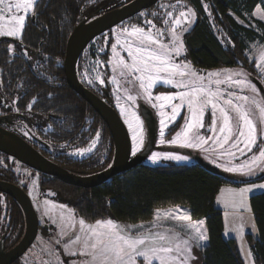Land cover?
Returning a JSON list of instances; mask_svg holds the SVG:
<instances>
[{
    "label": "trees",
    "instance_id": "obj_1",
    "mask_svg": "<svg viewBox=\"0 0 264 264\" xmlns=\"http://www.w3.org/2000/svg\"><path fill=\"white\" fill-rule=\"evenodd\" d=\"M126 1L129 0H37L38 15L31 16L29 23L25 25L23 39L13 43L25 65L0 63L4 66L1 70L0 99L15 104L17 110L22 112L34 98L31 117L28 119L50 145L60 141H79V146L85 145L96 131L97 125L102 127L106 151L103 161L98 163L91 156L77 159L78 163L71 167L76 174H90L106 168L113 156V143L104 121L66 83L62 68L66 40L79 21ZM185 1L190 4L196 16L191 28L182 36L184 59L192 67H235L239 64L240 57H244L248 44L256 40L264 41V21L253 19L254 28L237 20L248 21V16L261 0ZM205 4L213 20L209 18ZM212 21L224 30L226 37L234 45L233 49L214 31ZM6 41L8 40H1L0 45ZM111 42L112 39L109 38L104 45L106 59ZM81 56L77 63L78 75ZM3 60L4 58L0 61ZM163 89H166L165 92L170 90L168 87ZM97 94L112 102L107 90ZM52 114L59 120L54 121ZM85 118L88 127L83 137H80L79 128ZM180 121L174 124L175 128ZM6 176L5 180L13 182L10 174ZM42 176V190L48 191L52 200L71 207L85 220L110 218L120 223L135 224L152 220L157 208L183 206L191 219L204 220L208 239L199 251L200 264H244L236 240L223 236V214L215 205V198L222 185H239L243 182L235 181L198 161L155 166L142 162L92 188L69 185L47 174ZM259 177L258 179H264L263 174ZM9 198L12 204L11 219L15 223L22 222V232L15 242L7 244L6 241L4 249L14 245L24 229L22 211L16 201ZM249 205L258 237L246 233L245 239L253 263L264 264V190L250 195Z\"/></svg>",
    "mask_w": 264,
    "mask_h": 264
},
{
    "label": "rangeland",
    "instance_id": "obj_2",
    "mask_svg": "<svg viewBox=\"0 0 264 264\" xmlns=\"http://www.w3.org/2000/svg\"><path fill=\"white\" fill-rule=\"evenodd\" d=\"M17 2H19V0H5L4 4L0 5V9H3V16L2 18H0V31H7L8 28L13 26L9 23L12 16L26 15L23 9L17 12V10L12 7L11 12L8 11L9 5H14ZM205 7L208 11L209 18L213 20V17L209 12L207 4H205ZM181 11L187 14L188 20H184L183 17H179V13ZM169 12L172 13L171 16L168 15ZM31 16V13H28L26 15L25 25L29 23ZM175 18H180L182 21L181 24L175 26V33L179 35L180 40L182 41L183 34L191 28L196 18L195 12L193 11L192 7L185 0H158L153 6L140 11L133 17L121 22L120 24L100 34L87 45L81 56L79 64L80 78L86 86L90 87L95 92L101 93L104 87L109 90L112 104L116 108L118 114L120 115L121 119L124 121L128 129L132 149L134 146L133 131L129 127L127 121L132 119V113H135L136 115L141 117L137 105L139 101L144 102L152 110L153 115L155 116L157 121L156 141L154 149L143 160V163H145L146 165L155 166L170 163H191L194 161V158L188 154V152L190 151L198 152L205 160L211 161L212 164L222 170H225L227 167H232L245 163L250 160L252 155L258 154L260 149L264 148V125H262L260 122V115L258 110L254 109V113L251 116L257 126V145L253 146V150L251 152L245 151L242 154L235 148H229V144L231 143V141L229 142V144H225L223 148L218 147L216 145L214 141L216 139L217 133L212 132L210 128V125L212 124L211 106H208L204 110V127H198L197 129H194V131L202 137H211L212 139L208 140L207 143L203 144L199 148L186 147L183 146V138H177V133L182 132V129L186 123V118H191V113L187 105L184 104L181 108L178 109V113L174 121H166L167 126L164 128L163 137H161L160 134V120L162 119V117L159 113L161 109H159L158 107H152L153 103H156L157 105L160 103H165L164 101H157L155 99L156 96L161 94L176 93L179 91H183L184 89L177 88L173 84H164L163 82H158L152 88L149 89V92L152 96V99L149 100L148 95L143 91V89L140 88L139 81L136 79V76L132 74H129L128 76H121L119 69L116 68L117 61L121 57H123L126 62L131 63V59L128 57L126 51V41L128 39L134 40V38H130L128 36V32L123 31V29L127 28L129 31H131L133 26L142 27L144 28L145 32H148L151 29L153 34H155L156 32L160 33L159 39L161 43L168 44L172 41V22ZM253 19H260L264 21V0H261V3L253 9L252 13L248 16V21L244 22L237 18L239 22H242L243 24H246L249 27L255 28ZM189 20L190 23L188 22ZM147 21H151V24L147 23ZM212 25L214 31L224 41V43L230 49H233L234 45L226 37L224 30L220 26H218L214 21H212ZM184 29H187V31H185ZM22 31L23 29L21 30V33L15 37L6 35H0V37L3 36L14 38L15 40H22ZM109 38L112 39V42L108 46V58L106 59V50L104 48V45L105 42L109 40ZM113 45H116L115 51L113 50ZM262 53H264V41L256 40L248 44V47L244 52L245 58L240 57L241 59L239 61V64L235 67L201 69L192 67L190 65V68L191 70L196 71L200 76L205 77V84H207L209 73L220 74L218 77L214 76L211 78L213 81H215L216 79L223 80L225 75L229 71L239 72L242 70L244 73H247V78L251 82V84L255 85L256 89L258 90L257 94H253L250 89L242 90L239 87L232 86L229 84L216 85L215 83H213L212 85H210V87H212L213 90L219 87L224 98H227L228 92H232L237 95H257V98L260 99L262 98V95L258 86L254 82V79L261 83L264 90V71H262L261 68L257 67V64H260L261 67H264V59H261ZM0 55H2V58H4V60L0 61V63L7 62V64L10 65H25V62L20 57L17 48L12 42L6 41L0 45ZM174 59L176 63H188L184 59V45L180 55H174ZM3 67L4 66L0 64V80L2 79L1 70L4 69ZM251 77H253L254 79H252ZM233 78L238 79L240 77ZM176 79H179V77H176ZM159 87H162V89L163 87H168L170 88V90L165 92L166 89H163L164 91L161 89V91ZM129 95L133 96L135 99L129 100ZM233 99L235 100V97H233ZM33 102L34 98L27 103V107H31ZM171 103L180 104L181 102L179 98H176L172 100ZM220 103L223 104V101L221 100ZM239 103H242V101H240ZM162 110L170 116L172 113L171 104H165V107ZM217 117L219 118L218 112ZM179 120L181 121L179 125L175 128L174 124H176V122L178 123ZM102 130V127L97 125L96 131L85 145L81 146V148L78 149H75V147L74 149L73 147L67 148L66 151L69 153L68 155L80 159L91 156L92 159H96L98 163L102 162L106 152L104 141L102 138ZM97 133H99V135H97ZM146 136L147 132L145 128L144 144L146 142ZM174 138H176V142L171 143L170 141H172ZM161 139H163V143L160 142ZM239 147L243 148L244 145L241 143ZM168 148H172L173 150H167ZM141 149L142 147L140 148V150ZM227 151L233 152L234 155L221 154ZM153 152L161 154L160 159L155 162L149 159ZM164 154L185 156L188 157V159H165ZM0 169L3 172H9L13 179H16L20 185H24L26 187L27 193L30 196L31 201L35 207L34 209L37 213L39 224L44 225L43 229L40 228V231L39 233H37V236L32 245L14 264H86V262L89 261L90 257L87 255L80 254L81 245L84 241V232L81 230L79 225V220L81 219V217L78 216L71 207L63 203H59L55 200H52L49 197L48 191L42 190V188L40 187V183L44 179L42 174L34 171L33 169L17 161L16 159L9 157L1 152ZM231 173H233V178L235 179H247L252 176H259L262 174L264 175V170L257 169L255 170L254 175H243L238 172ZM245 202L249 206V202L247 199ZM227 203L230 204V202ZM62 205L65 207H61ZM11 207L12 204L10 198L6 195L0 194V227L1 232H8L6 240L7 244L15 242L18 239L20 233L22 232V222L17 221L15 223L12 221L13 218ZM177 210H181L183 214L187 215L185 209L182 207L177 208L176 210L171 209L167 211H170L172 215L175 216L177 214ZM97 220H107V218ZM97 220L90 221L84 219L86 225H92ZM153 220L154 221L149 224H146L144 222L127 224L120 223L114 220L113 221L122 226L143 224L145 226V229L151 227L153 223L158 224L157 222H162L164 225H167L169 227H175L171 231L169 230L168 233H180V239H187L191 235H193L191 229H189L187 232L184 231V226L189 223L187 221H179L170 217H165L163 215H161L158 220L156 218H154ZM243 222L245 223V221ZM236 226L238 228L240 227L238 225ZM77 236L80 237L78 241L76 240ZM73 241L76 242L73 243ZM202 243L203 241H200V247H197L195 241H192L191 251L195 259L190 260L189 264L201 263L199 251L202 248ZM246 248L248 250V253H246V255H244L243 257L244 264H254L252 257H249L250 249L249 245L247 244V241ZM72 252H75V255L69 254ZM137 264H144V262L142 260H137Z\"/></svg>",
    "mask_w": 264,
    "mask_h": 264
},
{
    "label": "snow or ice",
    "instance_id": "obj_3",
    "mask_svg": "<svg viewBox=\"0 0 264 264\" xmlns=\"http://www.w3.org/2000/svg\"><path fill=\"white\" fill-rule=\"evenodd\" d=\"M5 0H0L3 5ZM37 0H19L14 5H9L8 11L11 12L14 7L17 12L21 9L25 14L31 13L34 17L38 15L36 11ZM26 15L12 16L9 23L13 25L7 31H0V35L18 36L26 24ZM172 15L171 12L168 13ZM3 16V9H0V18ZM179 17L188 20L185 12L181 11ZM190 23V20L188 21ZM151 24V21H147ZM172 41L168 44L161 43L160 33L153 34L151 29L145 32L144 28L133 26L131 31L127 28L123 31L128 32L127 54L131 59L128 63L121 57L116 64L121 76L132 74L139 81V86L148 95L149 100L152 99L149 89L158 82L164 84H173L175 87L184 89L176 93L161 94L155 97L157 101L165 103H153L152 107L161 109L160 120L161 137L164 135V128L167 126L166 121H174L176 119L178 109L184 104L187 105L191 118H186L185 126L182 132L177 133V138H183V146L199 148L203 144L211 140V137L205 138L200 136L194 129L204 127L203 117L204 110L211 106L212 124L211 131L217 133L215 143L218 147L223 148L225 144H229V148H235L242 154L245 151L251 152L253 146L257 145V126L251 116L254 109L258 110L260 122L264 125V98H257V95H237L232 92L227 93V98L221 93L219 87L213 90L210 85L229 84L243 89H250L253 94H257L258 90L255 85L247 78V73L242 70L239 72L229 71L223 80L211 78L218 77L219 73H209L207 84L205 77L200 76L196 71L191 70L188 63H176L175 56H179L183 50V43L179 35L175 33V26L182 23L180 18L173 20ZM154 27V26H153ZM187 31V29H184ZM116 45H113L115 51ZM11 50V49H10ZM174 54V55H173ZM264 59V53L261 54ZM258 68L264 71V67L257 64ZM139 74V75H136ZM179 77V79H176ZM233 77H240L234 79ZM235 97V100L233 99ZM179 98L180 104H172V100ZM129 100L135 98L128 96ZM223 101V104L220 101ZM242 101V103H239ZM165 104H171L172 113L169 116L162 109ZM219 113V118L217 117ZM129 127L133 131L134 146L132 154L135 155L144 145V131L146 122L140 116L132 113V119L127 121ZM218 128V132H217ZM235 134V135H234ZM99 135V133H97ZM163 143V139L160 141ZM171 143L176 142L174 138ZM244 147L240 148L239 145ZM221 154L234 155L233 152L227 151ZM159 153L153 152L149 157L153 162L160 159ZM165 159L185 160L188 157L164 154ZM264 170V148H261L258 154L251 156L250 160L245 163L227 167L228 172H238L243 175H254L255 170ZM252 188H264V184L252 185ZM250 191V188L240 190L241 194ZM65 207V206H61ZM163 215L179 221L189 222L184 226V231L192 230L193 235L187 239H180V233L153 232L151 229L145 230L143 224L138 225H120L111 220H97L92 225H86L84 219L79 220L81 230L84 232V241L81 245L80 254L90 257L86 264H137V260H142L144 264H189L190 260H194L192 255V241H195L197 247H200V241L207 240L208 237L202 231L203 221L191 224V217L185 215L181 210H177L175 216L170 211L157 210L154 217L158 220ZM158 225L153 223L152 228ZM171 231V230H170ZM79 236L76 237L78 241ZM76 241H73L75 243ZM75 255V252L69 253ZM251 255V253H249Z\"/></svg>",
    "mask_w": 264,
    "mask_h": 264
},
{
    "label": "water",
    "instance_id": "obj_4",
    "mask_svg": "<svg viewBox=\"0 0 264 264\" xmlns=\"http://www.w3.org/2000/svg\"><path fill=\"white\" fill-rule=\"evenodd\" d=\"M157 1L129 0L94 16L86 17L73 27L66 40L62 61L66 83L99 115L111 135L113 156L106 168L90 174H76L46 158L16 133L1 127L0 152L15 158L38 172L54 176L66 184L82 188H92L101 185L113 176L142 163L155 147L157 121L152 110L142 101H139L137 104L139 113L146 122L147 136L142 149L135 155H132L131 139L124 121L112 102L106 101L83 84L77 72V63L85 47L94 38L133 17L140 11L153 6ZM1 40L14 41L13 38L3 36L0 37ZM251 78L254 79L253 77ZM254 80L261 92L262 98H264V90L261 83L256 79ZM169 149L173 150L172 148H168L167 150ZM188 154L195 161L234 179L232 174L212 166L198 152L190 151ZM0 193L6 194L16 201L24 218L23 233L14 245L8 249H4V241L0 240V264H12L34 242L39 229V220L31 198L25 189L8 180H0Z\"/></svg>",
    "mask_w": 264,
    "mask_h": 264
},
{
    "label": "crops",
    "instance_id": "obj_5",
    "mask_svg": "<svg viewBox=\"0 0 264 264\" xmlns=\"http://www.w3.org/2000/svg\"><path fill=\"white\" fill-rule=\"evenodd\" d=\"M206 161L212 164L211 161H208V160ZM229 173L233 175V173L231 172ZM259 176L258 175L252 176L247 179H238V178L235 179L234 178L233 180L242 181L243 183L239 185H233V184L222 185L215 198V205L222 211V214H223V220H224L223 236L224 238H234L236 240L242 257H244L246 253H248V250L246 248V241L244 239L245 234L250 233L253 235V237L255 238L258 237V232L256 229V225L254 222L252 212L250 210V205L248 206L245 201L247 199L249 202L250 195L264 190V188H252L251 187L252 185L264 184V179H258L260 178ZM243 188H250V191L241 194L240 190ZM227 202H230V204ZM180 207L184 208L187 215H189L187 209L180 205H174L172 207H165V208H157L155 212L157 210H160L161 212L171 210V209L176 210L177 208H180ZM154 218L155 217H153V219ZM153 219L150 221H144V223L149 224L152 221H154ZM198 221H203L202 228H203L204 234L206 235V229H205L203 219H191V224L193 223L195 224ZM243 221H245V223ZM157 223H158L157 224L158 226L156 228H152L151 226V227H148L147 229H151L153 232L168 233L169 230H172L173 228H175L173 226L169 227L167 225H164L162 222L160 223L157 222ZM236 225L240 227L238 228ZM206 243H207V240H204L202 243V247L205 246ZM249 257H251V255H249Z\"/></svg>",
    "mask_w": 264,
    "mask_h": 264
},
{
    "label": "flooded vegetation",
    "instance_id": "obj_6",
    "mask_svg": "<svg viewBox=\"0 0 264 264\" xmlns=\"http://www.w3.org/2000/svg\"><path fill=\"white\" fill-rule=\"evenodd\" d=\"M15 41L16 40L14 39V41H10V42L15 43ZM84 50H83V52H84ZM83 52H82V54H83ZM104 90H107V92H109V90L104 87L102 89L101 93ZM17 109L18 108L16 107L15 104L10 103V102H3V100L0 99V110H1L0 117H2L0 119V127L6 129L8 131L16 133L17 135L22 137L26 142H28L32 147H34L37 151H39L42 155H44L46 158L50 159L51 161L58 164L59 166H62L65 169L72 172V170H71L72 165H74V163H78L77 159H80V158L69 156L68 155L69 153L66 150L68 147H71V148L73 147V149H74V147H75V149L81 148V146L78 145L79 141H75L74 143H68V142L60 141V142H56V144L50 145L41 137L40 134H38L37 130L35 129V126H33V122H31L30 119H28L31 117V114H30V111L32 110L31 107L26 106L22 112L21 111L19 112ZM52 118L54 121L59 120L55 117L54 114H52ZM87 127H88L87 119L85 118L83 123L81 124V126L79 128V130L81 131L80 137H83V135L85 134V131L87 130ZM50 129H52L51 125H50ZM3 154H5V153H3ZM5 155H7V154H5ZM7 156H9V155H7ZM9 157H11V156H9ZM25 166H27V165H25ZM27 167H29V166H27ZM29 168H31V167H29ZM31 169H33V168H31ZM33 170L36 171L35 169H33ZM36 172H38V171H36ZM1 173H4V175L1 176ZM6 173L9 174V172H6V171L3 172L0 169V180H5L4 178H7ZM38 173L43 174L41 172H38ZM1 178H3V179H1ZM10 178L12 179L11 181H13L12 183L17 184L18 186L22 187L23 189L26 188L24 185H20L16 179H13L12 176H10ZM25 191L27 192L26 189H25ZM22 220L24 222V218ZM43 226L44 225L39 224L38 233L40 231V228L42 229ZM7 235H8V232L7 231L1 232V227H0V240H3L5 243L6 240H4V239L7 238Z\"/></svg>",
    "mask_w": 264,
    "mask_h": 264
}]
</instances>
